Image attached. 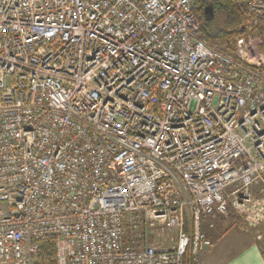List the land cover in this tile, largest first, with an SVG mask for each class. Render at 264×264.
I'll return each instance as SVG.
<instances>
[{"label": "built area", "instance_id": "built-area-1", "mask_svg": "<svg viewBox=\"0 0 264 264\" xmlns=\"http://www.w3.org/2000/svg\"><path fill=\"white\" fill-rule=\"evenodd\" d=\"M193 5L0 0V264L195 262L204 222L264 215L262 60Z\"/></svg>", "mask_w": 264, "mask_h": 264}, {"label": "trees", "instance_id": "trees-1", "mask_svg": "<svg viewBox=\"0 0 264 264\" xmlns=\"http://www.w3.org/2000/svg\"><path fill=\"white\" fill-rule=\"evenodd\" d=\"M245 3L246 0H215L212 2L194 0L193 13L199 19V39L208 47L217 49L241 37L244 34L242 26L247 19ZM206 7L211 8V15L205 14ZM258 30L263 36L259 50L264 56V28ZM228 48L234 50L232 45ZM261 71L264 73V64L261 66ZM220 219L226 220L224 217ZM227 220L235 224L239 220L230 208ZM32 264H56L54 241L48 240L38 243V250ZM182 264L196 263L187 255Z\"/></svg>", "mask_w": 264, "mask_h": 264}, {"label": "crops", "instance_id": "crops-1", "mask_svg": "<svg viewBox=\"0 0 264 264\" xmlns=\"http://www.w3.org/2000/svg\"><path fill=\"white\" fill-rule=\"evenodd\" d=\"M255 200L259 202L263 199L256 198ZM262 214L256 219L244 220V225L253 228L262 223L264 220ZM220 226L222 227L220 223H215L210 229L206 222L203 223L202 229L210 239L211 245L200 251L196 264H264L262 236L252 234L240 224H235L228 230L222 229V231Z\"/></svg>", "mask_w": 264, "mask_h": 264}, {"label": "rangeland", "instance_id": "rangeland-1", "mask_svg": "<svg viewBox=\"0 0 264 264\" xmlns=\"http://www.w3.org/2000/svg\"><path fill=\"white\" fill-rule=\"evenodd\" d=\"M245 7L247 9V14H246L247 19H246L245 24L242 26V29L244 30V34H242L241 37L251 38L253 40L255 52L258 55V59L262 60L261 65H263L264 64V56L262 55V53L259 50V46L261 45L262 40H263V36L259 33V30H258V29H260V26H258L259 25L258 23H252L251 18L248 17V7H247L246 3H245ZM251 190H252V195H253L254 199L257 198V199H263L264 200V181L257 180V182L252 185ZM232 212L239 219L236 224L242 225L243 228H246L247 231H250L254 235L258 234V235L262 236L261 241L264 240V220L262 223L258 224L257 226H254L253 228H249L246 225H244V219H243L244 217L239 216L237 213H235V211H232ZM228 215H229V209H228ZM227 217H225L226 220H222L220 218H217L215 220V223H217V224L220 223L222 225V227L220 226L221 231H222V229L228 230L235 225L234 222L231 223L229 220H227ZM245 224H246V222H245ZM195 263H196V261H195Z\"/></svg>", "mask_w": 264, "mask_h": 264}, {"label": "water", "instance_id": "water-1", "mask_svg": "<svg viewBox=\"0 0 264 264\" xmlns=\"http://www.w3.org/2000/svg\"><path fill=\"white\" fill-rule=\"evenodd\" d=\"M206 2H212V1H215V0H205ZM237 1H242V0H237ZM211 12H212V10H211V8L210 7H206L205 8V14H207V15H211Z\"/></svg>", "mask_w": 264, "mask_h": 264}]
</instances>
